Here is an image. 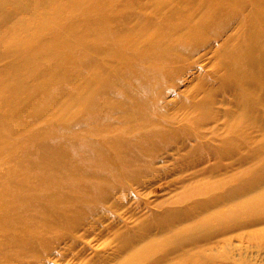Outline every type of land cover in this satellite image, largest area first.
I'll return each mask as SVG.
<instances>
[{
	"label": "rangeland",
	"instance_id": "1",
	"mask_svg": "<svg viewBox=\"0 0 264 264\" xmlns=\"http://www.w3.org/2000/svg\"><path fill=\"white\" fill-rule=\"evenodd\" d=\"M0 264H264V0H0Z\"/></svg>",
	"mask_w": 264,
	"mask_h": 264
}]
</instances>
